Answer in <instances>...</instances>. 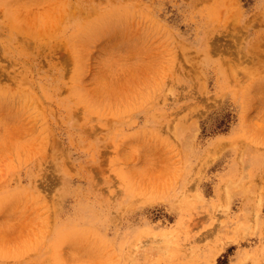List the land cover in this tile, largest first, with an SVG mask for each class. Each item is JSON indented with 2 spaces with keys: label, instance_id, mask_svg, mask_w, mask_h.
<instances>
[{
  "label": "rangeland",
  "instance_id": "rangeland-1",
  "mask_svg": "<svg viewBox=\"0 0 264 264\" xmlns=\"http://www.w3.org/2000/svg\"><path fill=\"white\" fill-rule=\"evenodd\" d=\"M0 264H264V0H0Z\"/></svg>",
  "mask_w": 264,
  "mask_h": 264
}]
</instances>
